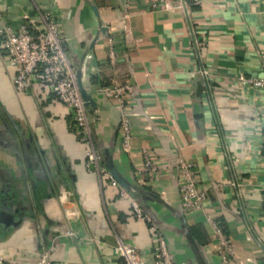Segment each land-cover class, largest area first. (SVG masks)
I'll use <instances>...</instances> for the list:
<instances>
[{
	"label": "crops",
	"instance_id": "0c3cea01",
	"mask_svg": "<svg viewBox=\"0 0 264 264\" xmlns=\"http://www.w3.org/2000/svg\"><path fill=\"white\" fill-rule=\"evenodd\" d=\"M165 1L0 0V29L24 16L57 18L72 70L94 92L99 144L124 179L147 191L139 204L175 264L218 263L211 219L235 264H264V89L236 83L264 78V0ZM99 26L107 31L97 37ZM15 75L0 52V258L34 264L52 247L54 264H124L113 252L124 241L152 261L148 223L119 185L86 170L88 146L64 105L40 85L17 93ZM123 83L132 86L127 144L121 109L99 90ZM145 147L160 168L142 183L135 171ZM178 158L194 165L207 192L204 208L184 215Z\"/></svg>",
	"mask_w": 264,
	"mask_h": 264
},
{
	"label": "built area",
	"instance_id": "2783aa9c",
	"mask_svg": "<svg viewBox=\"0 0 264 264\" xmlns=\"http://www.w3.org/2000/svg\"><path fill=\"white\" fill-rule=\"evenodd\" d=\"M151 3L153 7L167 4L165 0H151ZM101 35L103 34L99 36ZM108 44L107 55L111 63L114 64L116 55L112 39H108ZM0 52L3 53L5 64L16 70V75L13 79L15 91L23 93L36 84L53 94L55 99L64 105L70 115L76 133L88 146L85 162L86 170L97 172L107 178L112 185L118 186L103 165L99 152L93 146L86 109L80 97L75 73L66 56V37L62 33L57 18L51 13H45L39 15L37 23H34L29 16H24L22 23L17 27L5 24L0 29ZM236 83L240 87L264 89V78L243 76L236 79ZM131 89L132 86L128 83L112 84L99 88L122 111L118 131L124 144L128 143L131 135V125L127 117ZM141 160L140 167L135 171L136 181L147 183L157 173L160 165L155 153L147 147L142 150ZM174 165L179 171V195L182 204V214L203 209L207 192L198 184L194 165L179 158ZM119 194L124 198H130L129 194L121 187H119ZM131 208L135 217L144 219L149 225L153 237L151 248L153 259L149 262L144 261L135 247L124 241H119L113 248L114 254L121 257L124 264H175L167 248L166 241L159 233L152 218L144 214L141 205L133 198H131ZM210 223L215 241L214 252L219 259L217 264H235L232 260L233 253L230 242L223 233L221 226L212 219ZM51 251L52 247L42 250L34 264H54L50 259ZM0 264H12V261L0 258Z\"/></svg>",
	"mask_w": 264,
	"mask_h": 264
},
{
	"label": "water",
	"instance_id": "95a60500",
	"mask_svg": "<svg viewBox=\"0 0 264 264\" xmlns=\"http://www.w3.org/2000/svg\"><path fill=\"white\" fill-rule=\"evenodd\" d=\"M106 32V27L104 26H99L97 30V37H99L100 34H104ZM96 37V38H97ZM75 77H76V83L78 90L80 92V97L83 101V105L86 109V114H87V121H88V126L90 130V134L92 137L93 142L97 145L98 147V152L101 156V160L107 171L109 172L110 176L113 178V180L121 187L123 188L131 198H133L135 201L138 203H141L146 199L147 196V191L143 188L136 187L132 183L128 182L126 179H124L121 174L118 172L116 167L114 166L112 162V156L110 151L107 148H102L99 144L98 136L96 134L95 130V112L98 107L97 103L93 99L91 93H94L93 91H86V89L82 86L81 81H80V68L75 69ZM15 148L16 144L14 145ZM19 164L21 166L20 162V156L19 154L16 155ZM159 199V198H158ZM160 200V199H159ZM161 201V200H160ZM14 208V207H12ZM182 217V215H181ZM195 264H206V263H195Z\"/></svg>",
	"mask_w": 264,
	"mask_h": 264
}]
</instances>
